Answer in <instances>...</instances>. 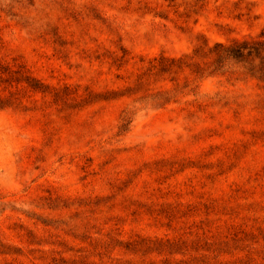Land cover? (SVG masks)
Wrapping results in <instances>:
<instances>
[{"label":"rangeland","instance_id":"rangeland-1","mask_svg":"<svg viewBox=\"0 0 264 264\" xmlns=\"http://www.w3.org/2000/svg\"><path fill=\"white\" fill-rule=\"evenodd\" d=\"M0 264H264V0H0Z\"/></svg>","mask_w":264,"mask_h":264},{"label":"trees","instance_id":"trees-1","mask_svg":"<svg viewBox=\"0 0 264 264\" xmlns=\"http://www.w3.org/2000/svg\"><path fill=\"white\" fill-rule=\"evenodd\" d=\"M255 44V42L250 40L233 41L230 44L217 42L213 47L207 48L208 54L214 56L212 62L214 65L213 71L220 70L229 61H243L251 57L256 52ZM200 50L202 49L195 50V56H203L200 55ZM152 68L160 73L171 72L173 69L183 68V61L182 58L161 56Z\"/></svg>","mask_w":264,"mask_h":264}]
</instances>
